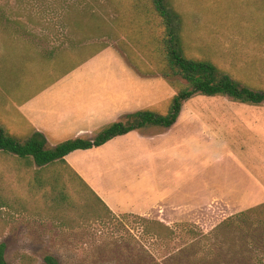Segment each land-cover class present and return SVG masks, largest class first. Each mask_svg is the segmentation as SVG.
Masks as SVG:
<instances>
[{
	"label": "rangeland",
	"instance_id": "1",
	"mask_svg": "<svg viewBox=\"0 0 264 264\" xmlns=\"http://www.w3.org/2000/svg\"><path fill=\"white\" fill-rule=\"evenodd\" d=\"M132 1L0 0L6 10L0 15V127L7 135L21 144L31 138L17 105L58 77L64 67L58 55L64 50L80 42L122 50L114 19ZM166 5L175 16L184 58L208 62L219 74L264 90V0H166ZM101 28L107 29V37ZM201 98L207 99H195ZM242 106L243 113L252 109ZM239 133L242 144L226 151L202 142L190 147V165L196 170L203 158L212 164L227 153L255 173L256 193H232L235 199L225 200L216 199L221 193H199L215 198L191 202L194 192L207 188L202 181L190 182L189 214L184 211L172 219L170 227L191 223L208 233L224 219L264 202V143L254 138L251 128ZM25 164L0 152V243L5 245L6 264H47L48 256L56 264H160L177 247L178 241L164 248L141 240L136 215L108 212L66 167L36 175V165Z\"/></svg>",
	"mask_w": 264,
	"mask_h": 264
},
{
	"label": "crops",
	"instance_id": "2",
	"mask_svg": "<svg viewBox=\"0 0 264 264\" xmlns=\"http://www.w3.org/2000/svg\"><path fill=\"white\" fill-rule=\"evenodd\" d=\"M173 94L160 76L139 74L120 49L108 46L26 96L17 113L31 137L40 133L53 148L67 140L92 137L102 127L142 109L161 115ZM196 97L183 103L170 128L131 131L101 146L73 151L64 160L111 213L134 214L169 227L184 211L189 214L191 202L212 197L199 193H221L218 200L235 199L232 193H256L255 173L238 158L226 153L212 164L203 158L195 170L190 165V147L202 142L226 151L242 144L239 132L245 127L264 143V110L246 105L252 109L243 113L244 104L226 97ZM198 100L211 105L200 106ZM195 181H202L207 189L194 192L190 202V182Z\"/></svg>",
	"mask_w": 264,
	"mask_h": 264
},
{
	"label": "trees",
	"instance_id": "3",
	"mask_svg": "<svg viewBox=\"0 0 264 264\" xmlns=\"http://www.w3.org/2000/svg\"><path fill=\"white\" fill-rule=\"evenodd\" d=\"M6 6L12 11V4ZM5 12V8L0 5V15ZM114 20L118 23L119 37L116 39L122 47L121 51L134 64L138 73L160 76L173 89L166 114L158 115L150 108L142 109L102 127L92 137L67 140L53 148L47 146L45 137L40 133L21 144L0 127V152L24 160L27 167L36 165V175H44L53 167H66L88 190L65 162L67 154L101 146L131 131L148 127L170 128L176 122L183 103L194 96H221L244 105L264 106V90H253L226 74H219L208 62L188 60L182 56L178 49L176 19L168 10L166 0H133L127 11L119 13ZM100 30L101 35L108 36L106 28ZM106 47L81 42L77 46L72 45L64 50V54L58 55L59 60L62 58L61 61H64L58 76L68 74ZM88 49L94 50L87 54ZM51 54L55 55L54 52ZM75 56L77 59H74ZM138 222L142 228L140 239L150 240L154 247L167 248L178 241L177 247L169 256H164L160 264H264V203L224 219L208 233L191 223H180L172 228L141 217H138ZM132 243L137 244L138 241L133 239ZM4 250L5 245L0 243V264H6ZM148 252L145 250L144 253ZM44 260L47 264H56L49 256Z\"/></svg>",
	"mask_w": 264,
	"mask_h": 264
}]
</instances>
